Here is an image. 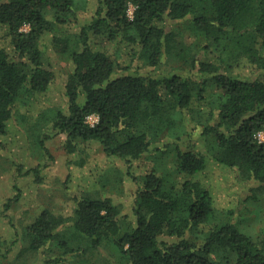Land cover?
Listing matches in <instances>:
<instances>
[{
    "label": "trees",
    "instance_id": "obj_1",
    "mask_svg": "<svg viewBox=\"0 0 264 264\" xmlns=\"http://www.w3.org/2000/svg\"><path fill=\"white\" fill-rule=\"evenodd\" d=\"M90 2L0 0V153L9 121L57 78L44 41L52 35L54 51L71 62L66 105L32 128L50 123L65 133L69 153L96 140L129 166L143 156L154 166L134 175V221L110 197L77 195L72 214L44 208L24 227V250L49 252L55 264L101 246L111 252L101 264L112 257L114 264H264V234L230 221L204 178L218 165L238 181L264 184V0H95L81 23ZM181 22L192 44L178 43ZM165 56L181 63L178 71L157 70ZM166 156L176 177L162 168Z\"/></svg>",
    "mask_w": 264,
    "mask_h": 264
},
{
    "label": "rangeland",
    "instance_id": "obj_2",
    "mask_svg": "<svg viewBox=\"0 0 264 264\" xmlns=\"http://www.w3.org/2000/svg\"><path fill=\"white\" fill-rule=\"evenodd\" d=\"M94 2L91 0L88 10L81 14V23H88L94 12ZM185 24L174 25L181 32L178 37L180 46L194 42ZM51 39L52 35H47L44 41L45 45H50L48 52L57 69V78L46 92L32 99L28 106L20 107L15 120L9 121L8 134L4 137L7 148L0 153V246L2 253L6 254L0 255V264H55L47 262V257L51 255L49 252L24 250V227L44 208L63 215L72 214L77 195L91 193L94 197H110L121 204L122 213L134 221L132 207L138 188L134 175L141 176L154 166L153 158L147 156L133 160L129 166L122 158L108 156L96 140L79 142L77 150L69 153L65 133H57L50 128V123L41 129L32 128L41 114L46 113L47 116L49 109L66 105L63 91L71 62L54 51ZM199 42L196 40L193 43L196 50ZM114 49L128 58L124 46L112 45L111 51ZM180 64L165 56L157 70L174 72ZM241 72L249 74L244 69ZM183 73L193 75L195 72L185 69ZM95 118L96 115H91L89 122L94 124ZM262 132L264 136V130ZM158 146L163 148L162 143ZM165 160L162 168H169L176 177L175 162L169 156ZM23 164L25 166L21 168ZM38 165L41 168L39 175L29 172ZM204 178L211 186L214 205L218 209L232 211L228 216L230 221L244 232L255 237L263 236L264 184L255 180L249 184L238 181L228 168L218 165L208 168ZM253 192L258 195L255 199L250 198ZM7 203L10 206L6 208ZM110 255L109 248L101 246L94 253L80 252L73 264H79L75 261L81 259H88V264H101ZM111 260L109 264H114Z\"/></svg>",
    "mask_w": 264,
    "mask_h": 264
},
{
    "label": "built area",
    "instance_id": "obj_3",
    "mask_svg": "<svg viewBox=\"0 0 264 264\" xmlns=\"http://www.w3.org/2000/svg\"><path fill=\"white\" fill-rule=\"evenodd\" d=\"M134 9H135V7H134L133 5H130V7H129V9H128V15H129L130 17L133 16ZM94 115H95V114H94ZM89 117H90V116H89ZM88 121H89V118H88ZM97 121H98V116L96 115L95 123H96ZM89 123H90V122H89ZM95 123H94V124H95ZM90 124L94 125L93 123H90ZM258 137H259V139H260L261 141L264 142V136H263V132H262V131L259 133Z\"/></svg>",
    "mask_w": 264,
    "mask_h": 264
}]
</instances>
